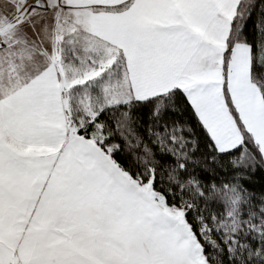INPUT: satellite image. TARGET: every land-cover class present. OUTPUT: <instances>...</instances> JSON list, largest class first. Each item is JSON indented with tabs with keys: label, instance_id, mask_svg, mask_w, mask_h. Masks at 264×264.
Instances as JSON below:
<instances>
[{
	"label": "snow or ice",
	"instance_id": "6c2138e0",
	"mask_svg": "<svg viewBox=\"0 0 264 264\" xmlns=\"http://www.w3.org/2000/svg\"><path fill=\"white\" fill-rule=\"evenodd\" d=\"M0 264H264V0H0Z\"/></svg>",
	"mask_w": 264,
	"mask_h": 264
}]
</instances>
